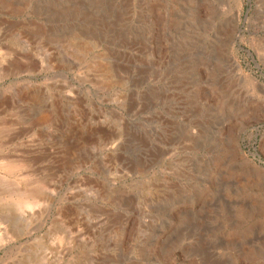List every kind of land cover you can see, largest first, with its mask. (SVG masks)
<instances>
[{
    "label": "rangeland",
    "instance_id": "rangeland-1",
    "mask_svg": "<svg viewBox=\"0 0 264 264\" xmlns=\"http://www.w3.org/2000/svg\"><path fill=\"white\" fill-rule=\"evenodd\" d=\"M0 264H264V0H0Z\"/></svg>",
    "mask_w": 264,
    "mask_h": 264
},
{
    "label": "bare ground",
    "instance_id": "bare-ground-1",
    "mask_svg": "<svg viewBox=\"0 0 264 264\" xmlns=\"http://www.w3.org/2000/svg\"><path fill=\"white\" fill-rule=\"evenodd\" d=\"M33 197V196H32ZM30 204L28 203V202H21V203H19L18 204V206L19 207H22V208H24V207H28Z\"/></svg>",
    "mask_w": 264,
    "mask_h": 264
}]
</instances>
